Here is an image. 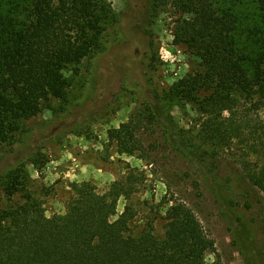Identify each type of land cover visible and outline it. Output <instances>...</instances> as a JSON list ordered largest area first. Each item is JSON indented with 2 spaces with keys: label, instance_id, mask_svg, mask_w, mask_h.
<instances>
[{
  "label": "trees",
  "instance_id": "16d2710c",
  "mask_svg": "<svg viewBox=\"0 0 264 264\" xmlns=\"http://www.w3.org/2000/svg\"><path fill=\"white\" fill-rule=\"evenodd\" d=\"M148 1L151 13L173 3L192 16L181 21L177 34L200 59V70L176 82L166 98L156 94V102L136 108L108 131V139L120 154L151 164L138 133L159 126L163 101L185 100L209 119L200 140L212 155L237 137L248 144L242 170L264 196V0ZM97 2L0 0V144L13 143L22 120L43 102L65 97V71L89 57L102 32L106 11ZM236 5L250 7L251 17L238 14ZM167 122L173 129L164 131L165 140L177 143V150L200 148ZM144 179L143 171L128 166L103 192L91 180L72 182L65 212L47 216L17 165L3 184L0 264H205L216 247L193 209L170 185V196L159 202L137 198ZM120 198L125 203L118 213Z\"/></svg>",
  "mask_w": 264,
  "mask_h": 264
},
{
  "label": "rangeland",
  "instance_id": "374dc122",
  "mask_svg": "<svg viewBox=\"0 0 264 264\" xmlns=\"http://www.w3.org/2000/svg\"><path fill=\"white\" fill-rule=\"evenodd\" d=\"M96 1L106 11L102 32L89 57L65 71V97L43 102L39 112L22 120L13 143L0 144V204L7 173L20 164L47 216L65 212L70 183L91 180L103 192L128 166L135 167L145 176L137 198L159 202L170 196V185L193 209L216 247L205 264H264V196L246 179L241 163L248 144L237 137L212 155L200 140L209 119L185 100L163 101L159 126L138 133L151 164L120 154L108 139V131L136 108L156 102V94L166 98L176 82L200 70V59L177 34L181 21L192 16L173 3L151 13L148 0ZM234 9L251 17L246 5ZM167 120L200 148L183 154L177 143L166 141L164 131L173 129ZM124 203L120 198L118 213ZM162 225L156 221V233Z\"/></svg>",
  "mask_w": 264,
  "mask_h": 264
}]
</instances>
